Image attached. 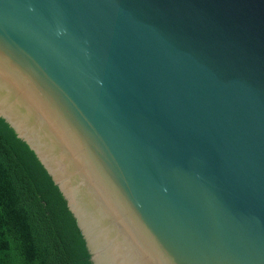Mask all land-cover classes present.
<instances>
[{"label": "water", "instance_id": "95a60500", "mask_svg": "<svg viewBox=\"0 0 264 264\" xmlns=\"http://www.w3.org/2000/svg\"><path fill=\"white\" fill-rule=\"evenodd\" d=\"M0 118L92 264H264V0H0Z\"/></svg>", "mask_w": 264, "mask_h": 264}, {"label": "trees", "instance_id": "16d2710c", "mask_svg": "<svg viewBox=\"0 0 264 264\" xmlns=\"http://www.w3.org/2000/svg\"><path fill=\"white\" fill-rule=\"evenodd\" d=\"M0 264H92L59 188L1 118Z\"/></svg>", "mask_w": 264, "mask_h": 264}, {"label": "clouds", "instance_id": "9594fccd", "mask_svg": "<svg viewBox=\"0 0 264 264\" xmlns=\"http://www.w3.org/2000/svg\"><path fill=\"white\" fill-rule=\"evenodd\" d=\"M63 34V32H58V35H62Z\"/></svg>", "mask_w": 264, "mask_h": 264}]
</instances>
